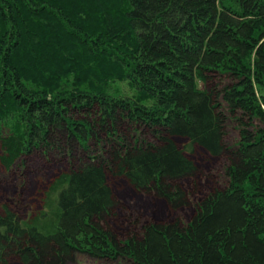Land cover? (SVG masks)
<instances>
[{
	"label": "trees",
	"instance_id": "1",
	"mask_svg": "<svg viewBox=\"0 0 264 264\" xmlns=\"http://www.w3.org/2000/svg\"><path fill=\"white\" fill-rule=\"evenodd\" d=\"M31 156L62 165L0 204V264H264V0H0V165Z\"/></svg>",
	"mask_w": 264,
	"mask_h": 264
},
{
	"label": "rangeland",
	"instance_id": "2",
	"mask_svg": "<svg viewBox=\"0 0 264 264\" xmlns=\"http://www.w3.org/2000/svg\"><path fill=\"white\" fill-rule=\"evenodd\" d=\"M228 128L229 134L227 136V141L230 145H233L240 134L230 121L228 122ZM41 158L42 161L40 160ZM41 158L36 159L31 156L28 164L24 165V167L17 164L10 172L5 171L0 165V204L6 202L15 211L19 210V213L21 214L27 210L32 212L40 208L42 197L41 192L42 188L46 185V180L53 177L56 173V170L52 171L54 168L62 165L60 162L43 159V157ZM194 159L200 167L207 169V172L213 170L212 172L214 174L210 177V180L213 181L214 185H216L215 180L218 181V179L221 184L224 183L225 161L222 160V162H220L219 160H212V158H210L201 148L196 150ZM111 182L115 194L118 195V198L122 199L125 209L128 211L131 208L134 215L137 214V210H141L144 216H149L150 214L153 215L155 206H158L162 210L166 209L163 202H158L147 195L135 191L124 179L113 178ZM161 214L158 213V217L161 216ZM11 264L17 263L14 261L11 262ZM67 264L132 263L124 259L107 260L94 258L84 253H76L75 258L67 262Z\"/></svg>",
	"mask_w": 264,
	"mask_h": 264
}]
</instances>
